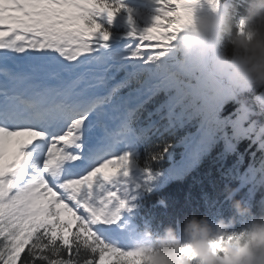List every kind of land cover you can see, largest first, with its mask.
<instances>
[{"label":"snow or ice","instance_id":"obj_1","mask_svg":"<svg viewBox=\"0 0 264 264\" xmlns=\"http://www.w3.org/2000/svg\"><path fill=\"white\" fill-rule=\"evenodd\" d=\"M159 3L152 27H133L138 42L121 49L96 19H115L120 9L107 0H0V264H154L125 236L122 213L175 142L157 145L144 165L140 149L151 134L198 123L181 141L190 166L220 134L233 149L227 125L235 139L246 135L244 119L220 120L171 55L195 0ZM158 96L162 128L137 127ZM246 179L264 183V163Z\"/></svg>","mask_w":264,"mask_h":264},{"label":"clouds","instance_id":"obj_2","mask_svg":"<svg viewBox=\"0 0 264 264\" xmlns=\"http://www.w3.org/2000/svg\"><path fill=\"white\" fill-rule=\"evenodd\" d=\"M241 4L244 20L238 31ZM212 7L211 13L197 16L193 5L190 26L178 34L171 55L178 71L198 81L203 100L218 109L236 102L239 118L247 122L252 115H264V91L255 97L258 112L247 100L248 93L264 90V0H228L223 10ZM242 137L252 138L260 148L264 124L253 121ZM236 191L226 187L222 193L231 203L230 219L212 222L192 216L179 232L168 227L138 244L149 251L154 264H264V214L255 216L251 207L235 198ZM238 222L245 225L239 233Z\"/></svg>","mask_w":264,"mask_h":264},{"label":"trees","instance_id":"obj_3","mask_svg":"<svg viewBox=\"0 0 264 264\" xmlns=\"http://www.w3.org/2000/svg\"><path fill=\"white\" fill-rule=\"evenodd\" d=\"M207 0H195L193 12L197 16L211 13L213 10L206 4ZM115 8H119L115 19L109 23L106 14L96 17L98 22L112 33L111 43L114 47L123 49L131 43H137L129 33L135 27L137 33H142L146 29L152 27L155 17L160 15L161 5L159 0H107ZM153 3V4H152ZM228 0H219L216 5L221 8L222 5L227 6ZM240 12L237 14L236 27L241 26L239 18L244 20L243 4L239 5ZM223 10V8H221ZM131 17L132 24H129ZM243 24V23H242ZM126 38L124 41L122 39ZM122 72L115 73V79L118 81L123 79ZM112 81V82H113ZM127 89L123 90V94L127 93ZM261 89H255L247 94L249 106L253 112H258L255 97L260 96ZM164 97L158 96L149 102V105L157 102L156 109L162 103ZM140 110L141 113L137 116V126L147 128L153 124V118L149 117L147 111ZM240 105L233 101H228L221 105L218 117L220 120L235 122L239 119L240 114L238 108ZM158 127L165 123L158 115ZM257 121L264 124V115H252L250 120L244 123L245 127H249ZM198 129L197 124L187 125L184 128L177 129L172 133L163 135L151 134L149 143L144 145V150L141 154V162L144 165L151 153L158 150L157 145L164 141L175 142V147L170 149L163 161L153 165V172L159 173V176L172 172L176 178L165 186L162 192L168 196L181 201L184 212H189L197 218L207 217L212 222L221 218L228 220L233 216L231 203L225 199L222 194L226 187H231L237 190L235 198L241 201L247 199L246 203L253 204L252 208L255 216L259 217L264 214V183L248 182L249 168L255 166L261 167L264 163V153H261L259 146L252 138L241 137L234 138V131L231 125H227L225 131L231 138L233 149L230 151L228 145L223 139V134H220L212 146V148L202 154L198 161L190 166L187 163L190 159L189 153L181 142L183 138L189 134H194ZM254 195H260L259 197ZM250 198V200H249ZM245 225L238 222L236 231L239 233Z\"/></svg>","mask_w":264,"mask_h":264},{"label":"rangeland","instance_id":"obj_4","mask_svg":"<svg viewBox=\"0 0 264 264\" xmlns=\"http://www.w3.org/2000/svg\"><path fill=\"white\" fill-rule=\"evenodd\" d=\"M112 170H106V174H110Z\"/></svg>","mask_w":264,"mask_h":264}]
</instances>
